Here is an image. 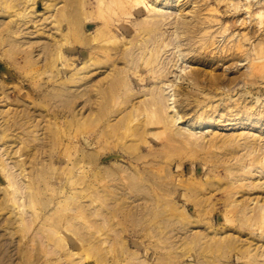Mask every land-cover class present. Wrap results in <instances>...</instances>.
Listing matches in <instances>:
<instances>
[{
  "label": "rangeland",
  "instance_id": "rangeland-1",
  "mask_svg": "<svg viewBox=\"0 0 264 264\" xmlns=\"http://www.w3.org/2000/svg\"><path fill=\"white\" fill-rule=\"evenodd\" d=\"M180 3L172 20L201 31L187 63L172 67L173 46L163 56L170 78L215 70L228 83L211 88L234 90L233 101L197 106L176 89L178 127L205 110L219 121L196 131L198 143L158 125L141 95L125 97L115 43H78L148 11L129 14L131 0H0V264H264V178L241 170L264 165V61H251L264 59V0ZM225 45L227 72L202 61Z\"/></svg>",
  "mask_w": 264,
  "mask_h": 264
},
{
  "label": "bare ground",
  "instance_id": "bare-ground-1",
  "mask_svg": "<svg viewBox=\"0 0 264 264\" xmlns=\"http://www.w3.org/2000/svg\"><path fill=\"white\" fill-rule=\"evenodd\" d=\"M131 2L133 4V8L129 14L133 15L135 11L139 14L148 11V13L143 18L137 21L134 27H130L128 25V20H125L122 23H120V21L118 25L115 26L117 27L116 31L114 29L115 32L110 34L111 31L108 30L109 24L106 21L107 25L104 24L103 26L99 27L94 34L86 35L84 41L81 40L82 42L78 41V43L83 44L84 42L85 48L92 50L96 48V43H98L97 48L100 47L99 44L101 42H104V44L115 43V48L121 51V55L125 60V66L118 72L120 76V83L124 88L125 97L141 95L144 97L143 100L148 101L149 105L152 107L153 115L158 119V125L162 126V128L164 127L165 130H172L176 134H183V139L186 137L185 135H187V137L189 136V138L193 137L192 139L197 140L198 143V140H201V138L200 136L196 135V131L206 129L205 132L209 133L207 129L214 130L216 124L219 121L217 118L212 117V114H208L209 111L205 110L201 114V117L197 123H190L186 127H178V123L183 117L176 109H174V106H171L170 103L171 101L176 103V97L178 96L176 93L186 91L187 100H192L195 102V105L200 106V102L203 101L212 102L213 100L217 99L220 100L221 103L225 100L233 101L234 90L230 88H211V86L217 85L218 83H228V81L224 80L225 77H219L216 75L214 73L215 70L209 71L205 78L202 77L203 73L201 71L191 70L190 72L186 73L185 77L183 78V82H181V76H176L174 80L170 78L174 71L171 70V67H168L169 62H172V67L174 68L179 64L180 61H185L187 63V55L195 50L196 38L201 31V28L191 27L193 22L186 21V19L179 21L173 18L174 20H172L171 17L173 14H176V11L180 10V0H131ZM232 7V10L239 9V7H234L233 4ZM241 9L242 8L239 10ZM246 14L248 17H250L248 12H246ZM257 18H259L258 26L259 29H261L263 27L264 12L262 11L258 13ZM135 29L137 34L132 38L123 37L121 39L118 36V34H125ZM167 33H170L171 36L169 41L167 40V38H169ZM215 39V36L212 35L204 42H209L208 45L213 46L216 44ZM224 41L228 42V37L224 38ZM170 46H173L171 49L174 51V56L171 57L168 62V57L163 59V56L168 52ZM59 47L62 49L64 44L62 43V45ZM242 47L243 46L240 45L235 49L236 51H239L237 54L238 56H245V50L242 49ZM103 52L107 53V49H105ZM234 52L235 51H232V48L225 45L221 47L218 53L206 54L202 58V61L210 65L219 63L221 64L223 72H227L229 68L225 67V64L228 63L229 58L233 56ZM60 53L59 55L63 56L61 51ZM94 59V57H90L85 63L84 66H86L88 71L91 70L92 67H95L96 62ZM242 61L246 60L243 59ZM251 61L253 62V66L260 67L264 59L261 56H258L254 57V59ZM178 67L180 69L181 66ZM184 71H186L185 67L181 68L179 74L183 73ZM142 72H145L146 75H143ZM207 86H210L211 89H208ZM136 87H141L142 90L137 91ZM245 87L246 84H244V86L241 88L245 89ZM176 89H178L177 92ZM239 97V99L242 100L244 98V94L240 95ZM259 102L260 99H257V103ZM218 107L220 106L218 105ZM204 134V132L201 133V135ZM189 138L185 139L189 140ZM189 141L192 142V140ZM194 142L195 141H193V143ZM259 150H261L264 154L263 146H261ZM262 164H264V162H262ZM256 168L258 170H255V168L247 169L246 166H243L241 170L245 171L242 173H248L250 175L253 174V176L254 174H259L264 178V165ZM260 209L264 213V204L260 206ZM250 259L253 260V262L257 261L253 254H251Z\"/></svg>",
  "mask_w": 264,
  "mask_h": 264
}]
</instances>
